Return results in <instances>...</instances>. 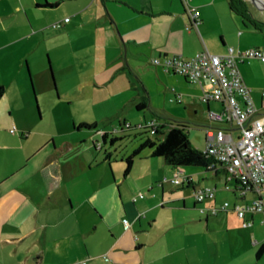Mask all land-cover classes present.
Here are the masks:
<instances>
[{
	"label": "crops",
	"instance_id": "0c3cea01",
	"mask_svg": "<svg viewBox=\"0 0 264 264\" xmlns=\"http://www.w3.org/2000/svg\"><path fill=\"white\" fill-rule=\"evenodd\" d=\"M228 2L0 0V86L4 88L0 99V264H84L85 261L94 264L101 255L127 264L129 256L137 257L145 250V245L131 231L141 227L143 219L148 221L144 213L149 214L158 206L153 202L156 196L145 201L143 192L149 193L156 181L162 208L164 185L157 180L160 174L149 173L150 169L144 165L154 158L151 151L141 156L142 150L124 175V163L117 166L113 154L105 148L107 138L113 134L112 145L119 138L116 133L127 132V125L135 130L133 134L148 125L147 115L142 120L136 117L134 120L130 115L141 111L137 106L144 101L147 107L143 110L151 109L147 81L164 88L160 94L165 99L169 95L165 87H171L173 98L169 103L182 104L185 111L190 109L195 114L200 107L196 99L210 92L207 83H188L180 75L154 66L152 59L170 56L189 59L204 50L223 55L229 47L258 48L264 52V25L258 24L255 29L244 23L230 10ZM257 3L264 5V0ZM186 5L195 7L199 13L198 30L190 26ZM252 15L253 21L264 23V13ZM65 19L68 21L64 22ZM54 23L60 27L54 29ZM70 56L74 59L68 68L66 61ZM46 60L48 64L62 66L61 81H75L63 89V97L81 102L87 121L82 118L78 123L94 128L79 129L72 119L70 130L39 132V139L31 142L32 89L27 81H31V69L42 72ZM250 62L241 64L251 65ZM239 72L247 86L249 76L240 69ZM252 100L259 111L258 101ZM202 105L206 114L221 109L213 101ZM260 108H264V102ZM35 110L40 120L37 105ZM160 111L153 110L155 118L151 122L156 119L163 124L162 117L173 116L168 109ZM18 115L22 119H17ZM211 127L216 125L211 123ZM141 143L140 139L136 140L133 151ZM167 167L170 171L160 169L161 174L173 178L181 172L190 182L180 185L181 189H195L194 178L200 172L187 167ZM201 170L200 182L209 181L205 185L199 183L200 186L214 190V198L198 207L206 214V223L209 213H217L218 194L225 198L228 192L235 198L233 212L235 206L253 200L250 193L239 195L235 181H228L220 166L208 172ZM139 193L143 194L142 199L138 198ZM179 201L181 208L170 209L186 211L185 200ZM172 202L173 199L167 201ZM195 208L193 204L192 209ZM221 211H224L222 207ZM260 216L247 213L246 219L252 221L253 227ZM119 222L125 232L121 230L117 236L114 231L120 227ZM259 225L262 226L261 220ZM101 231L110 234V238H103ZM258 243L260 246L264 240L253 241Z\"/></svg>",
	"mask_w": 264,
	"mask_h": 264
},
{
	"label": "rangeland",
	"instance_id": "374dc122",
	"mask_svg": "<svg viewBox=\"0 0 264 264\" xmlns=\"http://www.w3.org/2000/svg\"><path fill=\"white\" fill-rule=\"evenodd\" d=\"M245 6L255 15L261 13L249 3H246ZM263 39L264 37H262V40ZM73 59V56L67 59L66 66H68V68L71 66ZM247 61H252L250 62L251 65L247 63L245 65L241 64L239 65V69L242 74L249 76L250 81H246L247 87L251 91V96L254 101H258L259 113L264 114V108H260L261 103L264 101V65L259 64L258 61L255 60ZM61 67L54 62L48 64V60H46L43 64L42 72H40V69L32 68L31 71L29 69L31 81H27V83L30 84L29 86H31V89L33 88V90H31V142L39 139V136H37L39 132L70 130L72 128V119L75 120L76 126L82 118L87 121L84 117V111L86 109L83 107V104L78 100H66L63 97V89L67 86L70 87L75 81H61ZM51 77H53V81H50ZM147 82L150 90V93H147V98L150 101L151 109H149V107L148 109L136 113L132 112L130 113L132 118L134 120L136 118V120H138V118L142 120V116L145 114L151 122V120L155 118L153 110L161 112L160 110L168 109L172 112L170 113L171 116L173 114L172 117H167L168 119L181 122L187 127L189 144L193 148L205 151L207 142L206 130L211 128V122L208 114H206L205 106L202 105L200 100L196 99V104L200 105L197 109V114L190 109L185 111L182 104L177 105L173 103L174 106L181 108L178 111L177 108L171 105L172 103H169L173 98L171 87H165L166 93L170 95V97L168 95L165 99L164 95L160 94L163 92L162 89L164 88L157 86V83ZM36 105L38 107L40 120L35 110ZM162 118L164 120V117ZM17 119L22 118L18 115ZM91 119L94 118L91 117ZM163 120L161 119L162 122H164ZM150 122H148V124ZM117 124L118 123L115 125L117 126ZM137 131H139L137 134H133L135 130L127 131L124 135L116 133L119 138L112 145H110V140L113 134L107 138L105 148L111 151L113 154L112 160H116L117 166L119 165V167H122V161L133 152V146L136 140L138 141L141 136H143L142 139L145 137L152 138L149 133L144 132L143 129ZM101 141L102 139L99 137L98 143ZM103 154L104 149L100 153L101 157H103ZM141 154V156L149 155L150 150H143ZM145 163L144 165L150 169L149 173L153 175L157 173L160 174V178L157 180L164 185L163 187L165 189L163 196L165 203L161 208L160 187L156 181L150 186L152 190H150L149 193L146 191L143 192L146 194L145 201L147 198L152 199V196H156L153 202L158 206L153 208L149 214L144 213L148 221L144 222L145 219H143L141 221V227H137L136 230L131 231L132 236L139 238L141 243L145 245V250L142 251L141 254H138L137 257L129 256V263L127 264H264V255L260 259H256L255 257L259 243L253 244V241L261 242L264 240V225H259L263 217H256L254 226L244 229L241 226L240 220H238L236 212L232 211L235 198L227 192L225 198L219 197V194L216 196L218 206L216 208L217 213H209L208 223H206V214L201 213L200 209H198V207L203 206V204L205 205L206 202H197L194 199L193 191L181 189L180 185L174 186L170 184V179L172 177L161 174L164 170L170 171L161 159L151 158ZM160 169L162 171H160ZM187 169L200 172V176L194 178V183L196 184L194 189L195 192L206 189L207 187H201L199 184L205 185L209 181L205 180L200 182L203 171L191 167H187ZM170 199H173L174 202L167 203ZM181 199H184L186 202V211L171 210L170 207L181 208L182 203L179 201ZM117 202L120 205V199L117 198ZM224 202L231 206L227 211H221ZM193 204H196L195 209H192ZM118 224L120 227L114 231L117 236H119V232L123 230L122 224L120 222ZM123 231L125 232V230ZM100 234L103 238L110 236V234L105 233V231H101ZM95 259L97 261L94 264H121L117 263L112 257H107V255H101ZM86 263L85 261L84 264Z\"/></svg>",
	"mask_w": 264,
	"mask_h": 264
},
{
	"label": "built area",
	"instance_id": "2783aa9c",
	"mask_svg": "<svg viewBox=\"0 0 264 264\" xmlns=\"http://www.w3.org/2000/svg\"><path fill=\"white\" fill-rule=\"evenodd\" d=\"M186 11L190 26L198 30V11L189 5H186ZM52 27L56 29L60 25L54 23ZM247 60L264 63V52L258 48L235 50L229 47L223 55H212L204 50L189 59L170 56L151 61L154 66H162L164 70L180 75L188 83H207L210 86V92L200 100L205 104L210 101L218 103L221 109L219 112L207 113L210 122L216 127L206 130L204 153L214 159L215 165L220 166L228 181L237 183L240 196L247 193L253 195L249 204L237 205L233 209L243 228L252 226V221L246 219L247 213L262 215L261 224L264 225V114L255 107L250 90L239 72V65ZM147 126L154 127V123ZM181 174L174 175L170 182L175 186L188 182L189 179ZM193 194L197 202L214 198L211 188L194 191ZM143 197L139 193L138 198ZM228 208L229 204L224 203L222 210L227 211ZM123 222L127 224L126 220Z\"/></svg>",
	"mask_w": 264,
	"mask_h": 264
},
{
	"label": "trees",
	"instance_id": "16d2710c",
	"mask_svg": "<svg viewBox=\"0 0 264 264\" xmlns=\"http://www.w3.org/2000/svg\"><path fill=\"white\" fill-rule=\"evenodd\" d=\"M228 3L230 10L240 16L244 23L251 25L255 29H257L256 26L258 24L264 25L263 23L253 21V18L247 11L243 1L229 0ZM3 95L4 88L0 86V99L3 97ZM146 107L147 103L144 101L137 106V109L143 110ZM152 122L154 123V127L146 126L142 128L144 132H148L152 138L145 137L142 139L143 136L140 137L142 143L123 162L125 165L123 172L124 175L129 173L133 164V160L144 149H149L151 151L152 157L161 159L167 166L172 168L193 167L201 168L206 172L214 169L216 166L214 159L206 155L204 151H199L189 144L187 127H185L181 122L170 119H164L163 124H159L156 119ZM77 128L92 129L94 128V125L79 124ZM130 130H132V128L127 125L126 131ZM186 183L188 185L190 184L189 181ZM263 255L264 243L259 246L255 257L256 259H260Z\"/></svg>",
	"mask_w": 264,
	"mask_h": 264
},
{
	"label": "water",
	"instance_id": "95a60500",
	"mask_svg": "<svg viewBox=\"0 0 264 264\" xmlns=\"http://www.w3.org/2000/svg\"><path fill=\"white\" fill-rule=\"evenodd\" d=\"M243 1L245 4L249 3L250 5H252L255 9H257L259 12L264 13V5L259 4L257 2H260L261 0H241ZM247 8V7H246ZM247 11L249 12V14L251 15V17L254 19L252 13L247 9ZM258 22V21H257ZM262 23V22H259ZM264 24V23H263ZM33 90V88H32Z\"/></svg>",
	"mask_w": 264,
	"mask_h": 264
}]
</instances>
